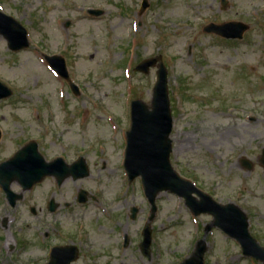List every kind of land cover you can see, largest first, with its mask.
<instances>
[{
	"label": "rangeland",
	"instance_id": "obj_1",
	"mask_svg": "<svg viewBox=\"0 0 264 264\" xmlns=\"http://www.w3.org/2000/svg\"><path fill=\"white\" fill-rule=\"evenodd\" d=\"M227 1L223 9L220 0H148L140 12L141 0H0V11L26 29L29 41L13 52L0 35V81L12 90L0 101V162L17 142L33 140L46 161L62 156L70 163L83 155L90 169L89 177L60 187L46 178L32 192L36 215L25 211L30 226L12 229L24 243L14 252L21 260L45 264L46 247L63 238L56 229L92 252L78 264H179L194 252L212 217L195 216L182 198L162 192L150 221L140 179L128 182L122 165L130 102L151 101L157 65L147 74L135 71L149 58L167 71L173 167L215 201L238 205L250 234L264 246V167L258 163L264 147V0ZM88 9L104 13L92 17ZM227 21L250 26L242 40L202 31L207 23ZM45 55L64 58L77 95ZM242 157L253 163L250 171L241 167ZM80 188L96 200L68 212L42 209V194L72 203ZM131 207L137 208L134 220ZM147 222L149 258L139 248ZM44 230L50 234L45 243ZM205 240L203 264H262L243 256L219 229ZM2 246L0 257H7Z\"/></svg>",
	"mask_w": 264,
	"mask_h": 264
},
{
	"label": "water",
	"instance_id": "obj_2",
	"mask_svg": "<svg viewBox=\"0 0 264 264\" xmlns=\"http://www.w3.org/2000/svg\"><path fill=\"white\" fill-rule=\"evenodd\" d=\"M223 6L226 1L222 0ZM148 6L146 0L142 3V10ZM93 16L103 14L101 10H88ZM69 23H67L68 25ZM248 25L242 22H226L222 24L210 23L203 28L204 32L214 33L227 39H240L248 29ZM0 35L8 44V48L18 51L28 46L26 30L15 19L0 12ZM49 65L61 76L68 78L64 59L59 56H46ZM156 58L141 62L136 70L148 73L149 68L156 65ZM73 91L77 88L71 83ZM12 92L0 83V100L7 98ZM172 129V117L169 109L167 94L166 69L159 64L157 80L153 87L150 106L140 100L131 104V127L126 133L125 169L129 179L141 177V183L145 195L152 205V214L155 212V198L158 193L168 191L185 198V204L195 214L207 213L212 215V224L207 227L209 231L213 226L220 228L228 236L236 239L245 256H251L264 264V247L260 246L248 231L247 216L236 205L229 203L221 205L215 202L209 195L199 191L189 181L178 176L172 168L169 155L172 150L169 135ZM246 169H251L252 164L241 160ZM259 162L264 166V149ZM89 175L84 159H79L72 165H66L62 159L57 158L51 162L38 154L35 143L26 145L8 161L0 164V181L17 180L24 188H31L46 176H54L58 185L66 178H83ZM195 193L199 200L192 196ZM80 201H84L82 197ZM56 205L53 200L49 209L54 211ZM134 218L136 209H132ZM152 215V217H153ZM203 239L198 241L192 256L182 264H203V256L206 251V243ZM151 231L149 225L143 230V241L140 244L144 255L149 256ZM74 247H54L47 264H69L76 258Z\"/></svg>",
	"mask_w": 264,
	"mask_h": 264
},
{
	"label": "flooded vegetation",
	"instance_id": "obj_3",
	"mask_svg": "<svg viewBox=\"0 0 264 264\" xmlns=\"http://www.w3.org/2000/svg\"><path fill=\"white\" fill-rule=\"evenodd\" d=\"M5 125L0 124V143L3 142V137L5 135V131L3 129ZM17 147L14 151L9 156H12L18 149L21 147L31 143V140L27 141H19L17 142ZM37 143V142H36ZM37 150L41 154L39 145L37 143ZM4 161V160H3ZM2 161V162H3ZM1 163V162H0ZM42 182L36 184L30 189L24 188L20 182L16 180H11L7 182L5 179L0 181V227L2 231H4V237L2 235L0 239V243H2L3 249H5L8 253V256H2L0 257V264H28L25 260H21L19 258V255H15L14 252L16 249L21 250L23 248L24 243H22V240L18 238V233H16L13 229V226L17 225L19 228H22L20 225H24L25 227H29L30 224L27 221V217L24 214L25 211H29L32 215H36V208L34 206H31V202L34 201L33 198H31V194L35 189H37V186H39ZM88 197L89 195L86 194ZM90 199V196L88 197ZM54 198H49L48 200L45 197V194H42V209L45 211H48V204L49 201ZM55 200V199H54ZM56 201V200H55ZM58 205H56V210L53 213H56L59 209L62 207L65 208V210L68 212L72 207L75 205H79L74 202H64L63 204H60L57 202ZM83 206V205H82ZM43 211V213L45 212ZM9 213V215H6L5 213ZM50 213V212H49ZM51 213V214H53ZM68 215V214H67ZM66 215V216H67ZM65 216V217H66ZM81 227V226H80ZM83 229V227H82ZM55 233L58 235L61 234L63 238H60L58 242L55 244H51L46 247L45 253L48 254L50 249L53 246H59V247H65V246H70L74 245L78 248V254L76 256V259L72 264H78L80 259H83L84 257L90 258V255L92 252L88 250V247L83 245L82 241H78L79 243L76 244L74 239L67 234L61 229H56ZM77 233V230H76ZM50 237V234L47 230H44L42 232V242L45 243V241ZM7 242H12L11 245L5 246ZM84 248H86L84 250ZM85 251V253H83ZM15 255V256H14ZM48 260V257H47ZM46 260V261H47Z\"/></svg>",
	"mask_w": 264,
	"mask_h": 264
}]
</instances>
